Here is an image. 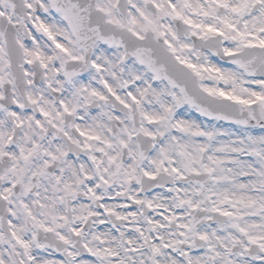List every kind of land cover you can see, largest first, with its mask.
<instances>
[{"label":"snow or ice","instance_id":"snow-or-ice-1","mask_svg":"<svg viewBox=\"0 0 264 264\" xmlns=\"http://www.w3.org/2000/svg\"><path fill=\"white\" fill-rule=\"evenodd\" d=\"M0 264H264V0H0Z\"/></svg>","mask_w":264,"mask_h":264}]
</instances>
